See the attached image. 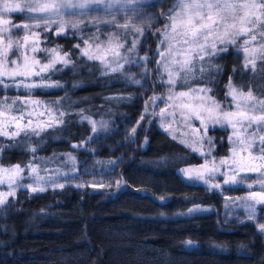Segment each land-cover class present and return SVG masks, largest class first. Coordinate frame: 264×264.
Returning a JSON list of instances; mask_svg holds the SVG:
<instances>
[{
    "label": "trees",
    "instance_id": "obj_1",
    "mask_svg": "<svg viewBox=\"0 0 264 264\" xmlns=\"http://www.w3.org/2000/svg\"><path fill=\"white\" fill-rule=\"evenodd\" d=\"M159 2L154 10L143 11L152 17L151 26L144 27L152 29L146 53L149 93L136 97L131 81L123 75H102L96 61H87L74 48L80 39L57 36L54 28L44 33L42 48L59 47L79 62L50 74L63 87L36 89L29 97L24 89L0 86V100L50 102L67 97L66 107L71 102L73 114L65 117L64 125L42 134L36 155L73 152L78 166L91 164L93 170L96 162L108 165L107 175H102L105 184L113 178L123 181L120 187L17 189L15 197L0 205V264H264V233L250 220L227 219L221 193L179 177L180 169L200 165L201 157L160 131L150 109L135 137L126 138L154 91L155 33L167 22L161 13H167L176 0ZM98 14L108 18L103 9ZM122 15L120 12L118 18ZM12 17V24H23L28 15ZM212 62L222 71L211 74L209 85L199 80L195 84L211 88L209 95L222 105L228 99L225 86L230 80L264 99V61L245 69L239 50L229 45ZM116 96L129 99H108ZM81 110L94 121H106L109 131L93 136L91 125L75 115ZM211 133L217 145L215 154L223 156L225 132ZM89 136L93 139L88 140ZM39 139L33 137V146ZM81 143L86 151L71 149V144ZM32 156L24 146L0 137V167L25 166ZM197 207L205 210L189 213Z\"/></svg>",
    "mask_w": 264,
    "mask_h": 264
},
{
    "label": "snow or ice",
    "instance_id": "obj_2",
    "mask_svg": "<svg viewBox=\"0 0 264 264\" xmlns=\"http://www.w3.org/2000/svg\"><path fill=\"white\" fill-rule=\"evenodd\" d=\"M157 0H151L146 3L145 0H22V2H9L3 0L0 2V22L5 26L2 40L5 36L8 43L3 51H0V86L4 88L24 89L29 97L36 89L62 88L59 82L51 80V73L62 71L63 68L72 65L76 67L79 63L74 61L70 52H64L59 47L51 49L40 47V33L53 31L55 25V35L65 34L69 30L73 34H81V43L74 45L79 50L82 57L87 61H99L101 74L107 72L124 74V65H139L141 61H146L147 57L137 58V44L139 36L143 34L144 27H150L152 17L146 16L143 12L145 7H154ZM103 9L106 16L98 14ZM115 9V11H112ZM123 12L124 15L118 14ZM259 13L257 15L256 13ZM29 13L27 22L23 24H12L10 19H3L5 14ZM166 17L163 29H157L155 35L159 39V45L156 55L159 59L155 60L157 65V74L162 85H167V97L153 96L145 100L144 112L140 115L136 126L126 132V138L133 139L137 133V128L141 121H145V113H149V108L155 104L156 100L164 99L165 107L160 108L157 113L153 110L150 115L161 118V127L165 132L172 131V139H177L176 129L173 125L179 117L180 123L191 128L190 120L192 118L200 121L201 128L195 129V136L191 139H182L180 143L192 152L199 153L201 156H211L214 144L210 137L206 136L209 124L220 125L221 127H230L232 135L229 141L233 144L231 149L232 156L229 159H221L217 164L214 159L207 160L199 167H190L182 169L183 176L192 182H203L208 185L210 190L219 189L222 185L219 182H212L219 176L224 185H245L247 189L254 188L253 183H246L248 173H258L255 184L259 186V191H249L246 197L240 198V206L247 211L248 218L256 221L257 206L264 205V99H258L253 96L251 91L245 92L243 84L236 85L229 81L225 86L226 99L225 104H221L208 93L212 91L209 87L193 88L190 81L202 77H209L212 73L222 71L215 66L212 58L218 57L228 51V46H235L237 49L243 47L245 54L244 68L249 65L254 69L256 60L264 61V43L259 48H249L248 40L243 45H238L240 37L249 36L258 22L261 28H264V0L253 2H239V0H177L167 13H161ZM96 28L88 38L82 35L83 29L88 25ZM109 25L113 29L105 37L102 46L100 36V25ZM26 30L22 38H17L13 42L11 29ZM264 36V31L260 33ZM35 39L29 45V37ZM131 36L133 39L128 40ZM255 40L256 36L251 35ZM92 41L93 43H90ZM125 43L128 47L125 48ZM15 46L16 51L13 52ZM93 48L95 50H93ZM123 49V54L121 53ZM12 53L15 58L10 59ZM29 53L31 54V63H29ZM36 53H43L44 62L36 57ZM259 53V55H257ZM111 59H108V56ZM206 58H208L206 60ZM123 61V63H121ZM205 62L200 64L199 62ZM61 65L62 67H57ZM161 69L163 71H161ZM148 69L145 67V72ZM235 72V69L233 70ZM199 73V76H197ZM166 75V79L164 78ZM36 78V79H33ZM132 83L139 85L140 79L133 76H125ZM7 81V82H5ZM181 87L188 86V91H175L177 84ZM67 97L56 101H39L32 99L19 100H0V116H5L11 111L18 115H11L7 119L0 121V137H8L17 144L24 146L28 152L35 154L38 146L43 143L42 134L48 129H55L59 125L65 124V117L73 113L68 106L64 105ZM108 99L124 100L129 97L116 96ZM171 102V103H170ZM37 108H42L37 111ZM174 108V111H169ZM75 115L80 117V121H87L91 125V133L98 136L101 132L109 131L106 121H94L90 116L84 114L81 110ZM47 116V120H40V117ZM27 122L25 123V118ZM35 118V122H34ZM165 118H171V121L165 124ZM99 123V127L97 124ZM11 129V130H10ZM252 131H249V130ZM203 132V135L200 133ZM89 136L88 140H92ZM33 137L40 139L35 141L33 146ZM17 138H21L17 140ZM207 140L209 148L204 150V142ZM73 149L83 148L84 144H71ZM247 153V157L237 159V150ZM91 150V149H87ZM255 150V151H253ZM55 155V154H54ZM54 157L47 158L44 163L51 161ZM41 158L35 157L27 165L17 164L8 168H0V185L7 184L8 191L0 192V205L7 204L9 197H15L17 189L23 188L32 192H44L46 185H54L63 189L64 183L58 181L57 176H66L68 173L57 172L55 176H44L40 173L48 171L43 164H39ZM68 160L74 162L75 157L69 155ZM109 163H115L110 161ZM227 166V171H221V167ZM26 169L30 176H25ZM74 170V169H73ZM244 173L245 175H240ZM25 179H30L32 184L21 183ZM123 183L122 178L116 179L105 184L101 182H92L91 187H111L115 185L120 187ZM34 185V186H33ZM83 183L76 187H85ZM205 209H189V213L202 211ZM258 229L264 233V223H258ZM188 243H191L190 241Z\"/></svg>",
    "mask_w": 264,
    "mask_h": 264
},
{
    "label": "rangeland",
    "instance_id": "obj_3",
    "mask_svg": "<svg viewBox=\"0 0 264 264\" xmlns=\"http://www.w3.org/2000/svg\"><path fill=\"white\" fill-rule=\"evenodd\" d=\"M159 1L160 0H157V2H156L154 7H145L143 9V11L154 10L156 7H158L160 5ZM0 2H3V0H0ZM9 2H22V0H9ZM145 2L146 3H151V0H145ZM176 2H177V0H176ZM176 2H175V4H176ZM239 2H247V0H239ZM253 2H257L258 3L259 0H253ZM24 14L30 15L29 13H24ZM256 14L259 15L258 12ZM12 15L13 14H5L3 19H10L11 22H12V20H13ZM261 20H264V17H261ZM16 24H19V23H16ZM55 27L56 26L54 25L53 28L55 29ZM4 28H5V26L3 25L2 22H0V36H3ZM151 30H152L151 28H144L143 34L141 36H139V43L137 44L136 52L134 54L137 58L145 57V56L147 57L146 53H147L148 46H149V39H150ZM112 31H120V29H118V28L117 29H113V28H111V26L104 25V24L100 26V31L97 34L100 36V40H101L102 46H103L104 43H106L105 42V37ZM262 31H264V28H261L260 25H259V22H258L257 26L253 29L252 33L249 36L240 37L238 39V41H237V44L238 45H243L244 41L248 40L249 44L247 46L250 49L251 48H259L260 45L262 43H264V36H262L260 34ZM94 32H96V28L95 27L91 28V27L87 26V27H85L83 29L82 35H83L84 38H88ZM44 33L46 34L47 32H41L40 33V47L41 48H42V45H41L42 44V40L44 39V35H45ZM25 34H26V30L15 29V28L11 29V37H12L13 42H15L17 40V38H22L23 35H25ZM62 35L70 36V37L76 36V38L80 39V35L81 34H73V32L71 30H69L68 32H66L65 34H62ZM251 35H255L256 39L252 40L251 39ZM34 39H35L34 36H30L29 37V42H28L29 45H31V43H32V41ZM131 39H133V37L129 36L128 40L131 41ZM7 43H8V39L5 36L2 40H0V51H3V49H4V47H5V45ZM90 43H93V42L90 41ZM81 45H82V47H85V45H83L82 43H81ZM127 47H128V44L125 43V48H127ZM158 47H162V46L159 45V39L157 40L156 50H155V54L153 56V68H152L153 79H154V82H155V88H154V91L152 92V94L150 95V97L163 96L166 99V97H167V85H162L160 83V79H159V76L157 74V65L155 64V60L159 59V57L156 55ZM93 50H95V49L93 48ZM238 50H239V52L241 54L242 64L244 65L245 64V54L243 52V47H240ZM15 51H16V49H15V46H14L13 47V52H15ZM123 51L124 50L121 49V53L122 54H123ZM39 54H43V53H36L35 54L36 57L38 59H41L42 62H44V56L43 55L40 56ZM257 55H259V53H257ZM9 58L12 59V58H15V57L13 56L12 53H10L9 54ZM108 59H111L110 55L108 56ZM207 59L208 58H206V60ZM146 61H141L139 65H128V64H125L124 65V74H121L124 77L126 75L127 76H133L134 78L141 80V83L139 85L134 84V83L131 82V84L134 87V90L136 92V97H141V96H143V94L145 95L146 93L150 92V88L148 87V85L146 83V76H147V73H148V72H145V67L147 68ZM259 61L260 60L257 59L256 60V64ZM96 62L100 65L99 61H96ZM29 63H31V54L30 53H29ZM121 63H123V61H121ZM199 63L202 65L205 62L202 61V62H199ZM57 67H62V66L61 65H57ZM247 69H253V68L251 67V65H249V67ZM2 70L3 69L0 68V71H2ZM161 71H163V70L161 69ZM106 74H116V73L107 72ZM197 76H199V73H197ZM164 78L165 79L167 78L166 75H165ZM33 79H36V78H33ZM198 80L199 81H203L207 85H209L213 79H212L211 76L194 79V80L190 81V86L193 87V88L206 87V86H203V85H199L198 83L196 85L195 82H197ZM5 82H7V81H5ZM175 91H177V92H179V91H188V86L181 87L179 85V83H178ZM208 95H209V93H208ZM227 98H228L227 100L231 99L230 97H227ZM20 100H22V99H20ZM165 106H166L165 105V100L164 99H159V100H156L155 104L152 105L149 109L151 110V112L153 110H155L158 113L159 109L160 108H164ZM36 110L37 111H41L42 108H37ZM174 110H175L174 108H170L169 109V111H174ZM11 115H18V113H16L13 110V111L7 113L5 116H0V121L7 119ZM154 117H155L156 125H157L158 129L160 131H162V132H165L163 127L160 126L161 122H162L161 118L158 115L154 116ZM27 119L28 118L26 117L25 121H24L25 123L27 122ZM39 119L40 120H47V116L40 117ZM170 121H171V118H165V120L163 122L165 124H167ZM34 122H35V118H34ZM190 124L192 125L191 128L182 125L180 123L179 117H177L176 123L173 125V127L176 129L175 135H176L177 139H175V140L180 142L182 139H191V138H193L195 136V129L202 127L201 124H200V121H198V120H196L194 118H192L190 120ZM48 130H50V129H48ZM213 130H221V131L225 132V135H226V149H225V154L223 156L215 154V152H217V145L215 143V136L211 133ZM249 131H252V130L250 129ZM165 133H167L169 136L172 137V131L171 130L169 132H165ZM260 134H264V133H260ZM200 135H203V132H201ZM231 135H232V129L230 127H221L220 125H211V124H209L206 136L210 137L212 139V142L214 144V148H212L210 157L209 156H201L199 153H196L198 156L201 157V160H202L201 164H204L207 160H210V159H214L217 164L219 163V161L221 159H229L232 156L231 149L233 147V144L229 141V136H231ZM208 148H209V145L207 143V140H205V142H204V150L207 151ZM71 149L73 151L83 152V151H86V145L84 144L83 148L78 147V148L73 149L71 147ZM253 151H255V150H253ZM34 155H35V157L41 158V159L38 160V163L39 164H43L48 170V171H42L40 173L41 175H44V176L47 177V176H55L57 172L68 173V175H66V176H57L58 181L61 182V183H64L65 186H75L76 187V185L80 184V183H83L85 185H90L94 181L95 182L103 181L104 183L106 182V180L104 179L105 176H104V178H102L103 177L102 175H107V173H108L107 171H109L108 170L109 166L104 164V163L96 162V164L98 166L96 165L97 167H95L93 170H91L90 168L93 167V165H91V164H84V165L78 166V164L76 162V155L73 152L55 154V155H51V156H48V157H44V156L36 155V154H34ZM69 155L75 157V161L74 162L68 160V156ZM242 156L246 158L247 157V153L241 152L238 149L236 158L239 159ZM49 157H54V158L51 161H49V162H47L45 164L44 161L47 158H49ZM33 159H34V156H32L30 161H32ZM229 163H231L230 159H229ZM200 165H198V166H190V167H199ZM190 167H187V168H190ZM0 168H8V167H0ZM183 169H185V168H183ZM181 170L182 169H180L178 171V175L183 181H185L186 183H189V184L202 185L207 190L210 191L208 185L204 184L203 182H192V181H189L186 177L183 176V173H182ZM90 171H91V173H90ZM221 171H227V166L221 167ZM0 175H2V174H0ZM24 175L27 177V176H30L31 174L26 169ZM240 175H245V174L241 173ZM246 175H247L246 183H253L254 184V188L251 189V190L247 189L246 184L245 185H239V184H236V185H224L223 184V180L219 176H217L216 179L214 181H212V182H219L222 185L221 188L214 189V190H211V191H217V192H219V193H221L223 195V197H224V210H225L227 219H241L242 218V219L250 220L248 218L247 211L240 206L239 202H240V198L246 197L248 195L249 191H259L260 190L259 186L255 184L256 179L258 178L259 174L258 173H248ZM113 180H115V179L114 178L110 179V181H113ZM21 183L32 184V181L30 179H25V180L21 181ZM54 188H59V187H56L54 185H46V189H54ZM7 191H8L7 184L0 185V192H7ZM260 208H262L261 211H260ZM262 210L264 211V205H258L257 206L258 215H257L256 221L250 220L256 225L257 229H258L257 221H258V223H264V212H262Z\"/></svg>",
    "mask_w": 264,
    "mask_h": 264
}]
</instances>
